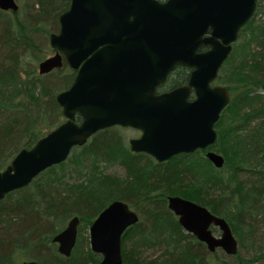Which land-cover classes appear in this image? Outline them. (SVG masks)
Wrapping results in <instances>:
<instances>
[{
	"label": "trees",
	"instance_id": "16d2710c",
	"mask_svg": "<svg viewBox=\"0 0 264 264\" xmlns=\"http://www.w3.org/2000/svg\"><path fill=\"white\" fill-rule=\"evenodd\" d=\"M69 2L34 0L19 23L4 20L0 172L21 149L31 148L64 121L56 95L70 86L75 73L64 64L41 75L34 67L23 68L22 62L28 51L41 48L35 34L59 30V16ZM262 6L257 0L254 17L241 30L217 79L231 93L216 125L214 149L225 158L222 168H216L202 150L158 162L147 153L133 152L117 126L103 129L75 147L65 162L0 200V264H20L25 256L37 264H98L101 256L91 250L85 233L117 199L137 207L140 215L123 236L124 264H264V230L258 228L264 223V10L257 18ZM188 78L189 69L178 65L167 87L185 84ZM111 166L121 167L124 174L107 173ZM173 195L224 217L240 244L246 239L254 254L245 257L240 244L235 255L223 254L230 261L219 257L222 249L209 251L169 209L168 197ZM75 216L80 219L78 239L66 257L54 249L53 237ZM213 231L219 232L215 227ZM156 248L160 254H145Z\"/></svg>",
	"mask_w": 264,
	"mask_h": 264
},
{
	"label": "water",
	"instance_id": "95a60500",
	"mask_svg": "<svg viewBox=\"0 0 264 264\" xmlns=\"http://www.w3.org/2000/svg\"><path fill=\"white\" fill-rule=\"evenodd\" d=\"M0 8L18 11L20 4L0 0ZM256 8L257 0H72L59 16V32L49 35L56 53L38 67L39 74H48L65 59L77 71L72 86L56 95L65 120L21 149L0 172V200L113 126L140 130L141 136L129 141L131 150L158 162L209 149L206 157L222 168L225 158L214 149L216 125L231 93L215 81ZM177 65L191 69L187 83L158 92ZM168 207L209 251L238 252L224 217L178 195L168 197ZM139 220V213L119 199L99 213L89 228L90 248L101 256L98 264H124L123 236ZM79 223L73 217L53 237L66 257L76 246Z\"/></svg>",
	"mask_w": 264,
	"mask_h": 264
},
{
	"label": "rangeland",
	"instance_id": "374dc122",
	"mask_svg": "<svg viewBox=\"0 0 264 264\" xmlns=\"http://www.w3.org/2000/svg\"><path fill=\"white\" fill-rule=\"evenodd\" d=\"M18 3L20 4V8L18 10V16L15 15V12L12 11V10H8L7 11V14L6 15H0V50L3 49V46L1 44V41L3 40V37H4V32L2 31L3 27H4V20L7 19V18H11L13 21H16L19 23V20L22 16L26 15V12L29 11L30 7H31V3L34 1V0H17ZM262 8L259 10V14L257 15V18L261 17L262 15V12L264 10V0H262ZM4 10H2L0 8V12H3ZM264 17V15H263ZM49 35L50 34H47L46 32H38L37 34H35V38H36V41L37 43L39 44V46H41L40 50H34V51H28L26 53V55L23 57V62H22V66L23 68L27 69L29 67H34L36 68V71L37 73H39V70H38V67H39V63L47 58V57H50L52 56L54 53L53 51L51 50V46L49 44ZM34 54H38L39 55V58H37L36 56H34ZM0 56H1V53H0ZM264 93V90L263 92ZM64 120H65V117H64ZM121 132V134L125 137V141L128 145L129 144V141L132 139V138H138L140 136V131L135 129V128H131V127H122V126H117ZM46 128H43L42 130H45ZM48 132V130L46 129L45 130V133ZM106 172L107 173H112V174H118V175H122L124 174L123 170L121 167H117V166H111L109 168L106 169ZM133 208L135 206H132ZM137 207H135L134 209H136ZM68 222L66 223V225L64 226V228L67 226ZM258 228H259V231L262 232L264 230V223H260L258 225ZM187 232V231H186ZM87 235V237L89 238V229L87 230V232L85 233ZM236 236V235H235ZM237 238V236H236ZM238 240V238H237ZM239 244H240V240H238ZM55 243V242H54ZM131 243L130 241H128L127 243V247L130 246ZM89 247H90V243H89ZM54 249L60 253L58 251V244L55 243V246H54ZM240 250H241V253L247 257H251V255H253L254 253V248L252 247V245L250 243H247V240L246 239H243V243L240 244ZM161 253V250L160 249H147L145 254L146 255H158ZM61 254V253H60ZM223 254H225V252L223 250H220L218 252V255L221 259H226V257L223 256ZM30 260H34L32 257L30 256H25L24 259H22L20 261V264H23L24 261H30ZM229 260V259H228ZM227 260V261H228ZM35 261V260H34ZM230 261V260H229Z\"/></svg>",
	"mask_w": 264,
	"mask_h": 264
},
{
	"label": "flooded vegetation",
	"instance_id": "af4514ba",
	"mask_svg": "<svg viewBox=\"0 0 264 264\" xmlns=\"http://www.w3.org/2000/svg\"><path fill=\"white\" fill-rule=\"evenodd\" d=\"M159 1H166V0H159ZM71 2H72V0H70L69 5H68V7H67L65 10H67V9L70 8ZM65 10H64V11H65ZM256 10H257V8H256ZM6 11H8V10H6ZM255 12H256V11H255ZM253 17H254V16H253ZM59 26H60V24H59ZM243 28H244V27H243ZM243 28H242V29H243ZM59 29H60V27H59ZM242 29H241V30H242ZM57 32H59V30H58ZM240 34H241V31H240ZM240 34H239V38H240ZM239 38H238V40H239ZM238 40H237V41H238ZM237 41H236V42H237ZM236 42H235V43H236ZM235 43H234V45H235ZM205 47H206V46H205ZM201 48H202V47H201ZM207 48H208V47H206L205 49H207ZM205 49H203V50H205ZM233 49H234V46H233ZM52 50H53V53L55 54L56 51H55L54 49H52ZM232 52H233V51H232ZM54 54H53V55H54ZM229 57H230V56H229ZM227 60H228V59H227ZM227 60H226V61H227ZM226 61H225V63H226ZM225 63H224V64H225ZM64 64L67 65V67L69 68L70 71H72L73 73H75L72 83L70 84V86H69L68 88L65 89V90H67V89H69V88L72 86V84H73V82H74V80H75V78H76V76H77V71H76V70H73V69L70 67V65L68 64V62H67L65 59H63V65H64ZM224 64H223V66H224ZM177 66H178V65H177ZM177 66H176V67H177ZM223 66H222V67H223ZM176 67L174 68V70L176 69ZM222 67H221V68H222ZM61 68H62V67H61ZM187 68H188V67H187ZM58 69H60V68H58ZM188 69H189V76H190L191 69H190V68H188ZM55 70H57V69H55ZM174 70H173V71H174ZM220 70H221V69H220ZM53 71H54V70H53ZM173 71H172V72H173ZM51 72H52V71H51ZM172 72H171V73H172ZM219 72H220V71H219ZM171 73H170V74H171ZM218 76H219V74H218ZM169 77H170V75H169ZM169 77H168V79H169ZM168 79H167V81H168ZM188 79H189V78H188ZM217 79H218V77H217ZM217 79H216V81H215V84H219V83L217 82ZM167 81H166V83H165L163 86H161V87L158 88V92H164V91H168V90L172 89V88H168V87H167ZM181 85H182V84H181ZM221 85H222V84H221ZM178 86H180V85H178ZM175 87H177V86H175ZM175 87H173V88H175ZM227 89H228V88H227ZM192 98H193V97H192ZM224 110H225V109H224ZM221 115H222V114H221ZM77 119H78V116H77ZM137 130H138V129H137ZM139 131H140V130H139ZM141 134H142V132L140 131V136H141ZM140 136H139V137H140ZM200 150H201V149H200ZM207 150H209V149H202V151L205 152V155H206ZM197 151H198V150H197Z\"/></svg>",
	"mask_w": 264,
	"mask_h": 264
}]
</instances>
